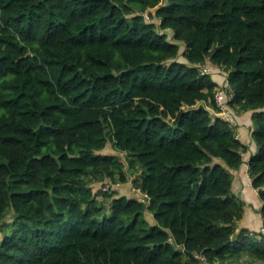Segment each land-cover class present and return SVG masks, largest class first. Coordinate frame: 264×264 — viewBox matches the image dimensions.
<instances>
[{"label": "trees", "instance_id": "1", "mask_svg": "<svg viewBox=\"0 0 264 264\" xmlns=\"http://www.w3.org/2000/svg\"><path fill=\"white\" fill-rule=\"evenodd\" d=\"M241 113L264 212V0H0V264H264Z\"/></svg>", "mask_w": 264, "mask_h": 264}, {"label": "crops", "instance_id": "2", "mask_svg": "<svg viewBox=\"0 0 264 264\" xmlns=\"http://www.w3.org/2000/svg\"><path fill=\"white\" fill-rule=\"evenodd\" d=\"M213 64V63H212ZM215 68H218L214 64ZM226 91L222 89L219 94ZM226 96V95H225ZM241 116L235 119L239 122L238 135L244 142L248 143L249 149L243 154L244 161L241 167L238 169H232L233 171V191L245 202V210L243 217L239 221V225L247 227L251 230L264 232V212H263V200L261 198L259 189L252 184V177L249 171V159L258 150V145L254 139H252L249 127L252 125V118L248 113H241ZM239 119V120H238ZM106 152V151H105ZM116 151H114L115 153ZM113 153V152H112ZM135 176V175H132ZM132 176L127 182L116 184V188L120 190L125 186V191H121L119 194H126L134 196L138 192L132 185ZM134 189V191H132ZM139 195V194H136ZM151 214V213H149ZM153 220V219H151Z\"/></svg>", "mask_w": 264, "mask_h": 264}, {"label": "rangeland", "instance_id": "3", "mask_svg": "<svg viewBox=\"0 0 264 264\" xmlns=\"http://www.w3.org/2000/svg\"><path fill=\"white\" fill-rule=\"evenodd\" d=\"M152 11H155V9L153 8ZM146 15L149 17L148 13ZM149 19H150V17H149ZM156 20H159V19H156ZM167 32L169 33V39H172V36H173L172 30L168 29ZM183 49H184V45L182 44L181 51H183ZM179 59H184L182 54L179 56ZM203 67L205 68V70L212 73V75L215 74V77L218 79L219 84L223 85L222 87H225V85L227 84V82L225 83V81H227V78H226V75H223V74H224V72L226 73V71H224L222 69L216 70V68L214 67V64H212V62H210V61L209 62L206 61V63L203 64ZM103 151L110 152V153L115 151L114 146H113L111 141H109L107 143V145ZM123 158L126 159V154H123ZM131 183H132V181H131ZM99 185H100V183H99ZM120 190L125 191V186H123V188H120ZM120 190L115 189V191H118V193L121 192ZM132 191H134V189H132ZM135 193L139 194L138 192H135ZM13 217H14V210L10 209L7 211L5 216L0 220V238L4 235L5 229L8 228L6 225L11 223V221L13 220ZM246 262H249V258L245 259V263Z\"/></svg>", "mask_w": 264, "mask_h": 264}, {"label": "built area", "instance_id": "4", "mask_svg": "<svg viewBox=\"0 0 264 264\" xmlns=\"http://www.w3.org/2000/svg\"><path fill=\"white\" fill-rule=\"evenodd\" d=\"M203 66V65H202ZM204 71H206V72H208L207 70H205V68L203 69ZM111 185H109V184H107V185H105L104 186V188L105 189H108L109 187H110ZM138 191V193H139V195H141V196H143V198H144V200L146 201V202H150V198H149V196H148V194L147 193H144L143 191H141V190H137ZM200 257H203V256H200Z\"/></svg>", "mask_w": 264, "mask_h": 264}, {"label": "water", "instance_id": "5", "mask_svg": "<svg viewBox=\"0 0 264 264\" xmlns=\"http://www.w3.org/2000/svg\"><path fill=\"white\" fill-rule=\"evenodd\" d=\"M180 248H184V246H183V245H181V246H180Z\"/></svg>", "mask_w": 264, "mask_h": 264}]
</instances>
